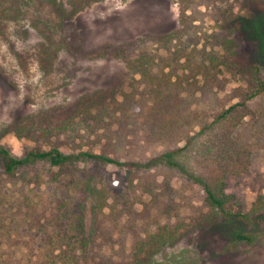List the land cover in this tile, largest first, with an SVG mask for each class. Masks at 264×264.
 <instances>
[{"label": "rangeland", "instance_id": "374dc122", "mask_svg": "<svg viewBox=\"0 0 264 264\" xmlns=\"http://www.w3.org/2000/svg\"><path fill=\"white\" fill-rule=\"evenodd\" d=\"M199 2L186 32L167 37L177 28L173 0L91 1L70 20L47 68L37 62L39 36L28 9L0 15V145L16 156L56 146L138 158L147 103L133 66L139 55L153 73H184L193 89L200 79L180 62L211 65L219 86L193 92L187 105L194 110L210 114L241 100L255 89V77L264 79V0ZM245 103L249 114L238 133L255 143L248 169L224 178L231 196L224 213L206 204L197 184L166 167L128 174L97 161L60 169L39 161L13 174L0 167V248L22 247V234L32 247L63 245L56 235H73L79 224L99 264H130L134 254L144 264H264V205L254 204L264 195V90ZM100 185L110 206L99 216L90 189ZM94 218L100 229L87 237ZM240 232L255 239H236Z\"/></svg>", "mask_w": 264, "mask_h": 264}, {"label": "trees", "instance_id": "16d2710c", "mask_svg": "<svg viewBox=\"0 0 264 264\" xmlns=\"http://www.w3.org/2000/svg\"><path fill=\"white\" fill-rule=\"evenodd\" d=\"M91 1L95 0H0V15L9 18L19 14L21 10L28 9V24L39 36L36 48L37 62L39 67L47 68L51 56L62 45L60 37L63 36L65 28L69 27L70 20ZM173 2L178 9L177 28L167 37L186 32L190 23L191 8L200 3L199 0ZM133 61H135L133 66H136L144 82L143 93L147 100L139 123L141 133L139 143L136 145L138 158L120 160L102 150L68 153L56 146L32 147L22 155L16 156L0 145L1 171L4 174H13L15 170L39 161L58 169L78 161H97L103 165L124 166L130 171L127 174L139 169L166 167L176 170L197 184L203 192L206 204L224 213V207L231 199L223 189L224 178L248 169L251 146L255 143V139H250L251 135L242 136L238 133L243 118L249 114L245 102L257 92L264 90V79L255 77V89L245 94L241 100L229 104L222 110L205 114L190 108L187 99L195 91L219 86V79L211 72V65L202 62L190 65L185 58L180 62L184 69H188L190 76H197L200 79V86L193 89V84L184 73L174 75L170 68L153 73L146 66L143 55H139ZM128 64L130 65V62ZM90 194L94 212L99 216L106 215L104 210L110 206L106 186L92 187ZM254 204L264 205V195H259ZM2 209L0 208V211ZM113 213H116L115 209ZM235 215L248 221L244 214ZM92 224L93 228H90L87 237H90L92 229H100L98 219L94 218ZM103 235L99 234L100 237H104ZM235 237L250 243L255 239V234L240 232ZM21 238L23 245L20 248H0V264L98 263L90 257V250L86 247V240L79 224L73 235L57 234L55 240L63 241L64 244L56 247L47 244L32 247L27 244L31 238L25 234H22ZM75 241L82 242V245L70 244ZM130 264L144 263L134 254Z\"/></svg>", "mask_w": 264, "mask_h": 264}]
</instances>
